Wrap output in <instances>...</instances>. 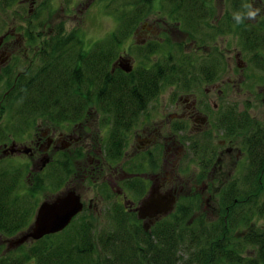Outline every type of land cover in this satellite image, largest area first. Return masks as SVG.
I'll use <instances>...</instances> for the list:
<instances>
[{
  "label": "trees",
  "instance_id": "trees-1",
  "mask_svg": "<svg viewBox=\"0 0 264 264\" xmlns=\"http://www.w3.org/2000/svg\"><path fill=\"white\" fill-rule=\"evenodd\" d=\"M13 1L4 2L8 7ZM104 5L109 15L118 18L119 27L95 44L67 35L62 23L46 24L45 19L40 33L34 20L26 29H16L24 33L36 64L19 70L20 56L14 55L0 69V129L9 135L6 139L13 138L17 145L35 143L39 124L65 131L99 115V131L94 127L99 135L93 141L114 157L121 142L128 140V128L142 121L143 110L151 113L148 105L160 99L164 88L185 93L201 86L189 76L198 67L188 70L167 63L184 55L182 41L173 40L176 30L187 35L186 46L191 43L207 49L204 54L196 48L197 57L187 56L188 61L204 62L207 82L226 75L229 63L222 55L227 52L248 70L264 74V0H108ZM143 26L150 29L145 46L136 44ZM225 39V48L210 49ZM122 55L134 59L135 69L114 74L112 62ZM138 65L142 69L136 70ZM138 71L144 72L143 78ZM95 95L108 99V109L88 115L92 105L87 101ZM250 107L238 111L236 104H227L213 117L223 137L228 133V138H238L239 133L244 138L242 169L224 187L223 197L217 194L220 211L211 218L203 214L194 220L195 203L184 212L181 205L150 231L140 224L138 213L112 202L115 205L105 217L109 221L100 228L98 219L84 209L63 231L9 249L6 241L33 225L45 201L41 192L51 186L62 194L68 182L77 183L79 176L67 153L56 161L45 155L37 161L22 159L27 157L23 154L0 158V264H264V121L252 119ZM108 125L114 128L106 133ZM197 141L198 150L216 156L211 133ZM213 155L200 159H205L203 168L217 163ZM146 190L145 183L138 186L139 196Z\"/></svg>",
  "mask_w": 264,
  "mask_h": 264
},
{
  "label": "flooded vegetation",
  "instance_id": "flooded-vegetation-1",
  "mask_svg": "<svg viewBox=\"0 0 264 264\" xmlns=\"http://www.w3.org/2000/svg\"><path fill=\"white\" fill-rule=\"evenodd\" d=\"M31 1L33 2V0ZM32 6L31 4V7ZM148 30L150 29H146V27L143 26L142 33L138 34L139 39L136 41V44L146 45L149 36ZM151 32H154V30H151ZM140 35L143 36V38H141ZM177 35L178 34L174 32V37L176 39H178ZM15 36L16 33H12L11 40L8 41H2L3 38L0 37V69H2L14 55L18 58L26 52V50L27 53H29L26 47V41L21 40V37L15 38ZM132 43H135V41L132 40ZM196 48L200 49L201 52L205 54L206 48L203 45L197 46ZM78 51L79 49L76 47L74 52L77 53ZM119 58L120 59L113 65L112 73H121V71L132 72L135 69V61L130 56L122 55ZM139 68L141 67L138 65L136 70ZM137 74L140 78L144 76V72L142 71H138ZM192 77H195L193 78L195 82L196 79H200L197 76ZM202 78L206 79L204 74H202ZM169 88L170 87L164 88L161 96L176 90L175 88H170L174 90L169 91ZM217 91L222 92L219 83L216 81L210 83L208 81L206 93L215 95ZM183 92L185 93L179 94L177 99H172L171 102H173V104L171 105L169 114L155 120L152 126L147 127V129H141V133H138L140 128L133 129L134 127H129L127 132H131L128 136V140L121 142L114 157L111 156L112 154L107 155L104 153L103 149L93 141V138L99 135L98 126L101 119L99 115L95 120L94 118L91 120L98 131L95 130L93 126L87 124L88 120L86 118L81 122V125L75 124L74 128L70 127L65 131L60 127L52 125H46L47 127H44L42 124H39L40 135L35 138V143L31 142L27 144H34L35 147L30 146V149V147H26L23 145L24 143H22L17 145V153H24L34 161H37L38 157L41 158L44 155L51 157V161H56L61 154H69L72 160V162H70L73 164L75 171H77L76 175L78 174L79 176V181H77L76 184L77 188L80 189L81 180L88 179L94 180V182L99 185L98 196L93 198L90 204L84 203L83 210L89 209V207L95 204L97 205L104 200L102 204L116 202L122 205L125 211L137 214V209L142 205L144 200L151 197L153 191H156V194L161 196L171 194L175 197V204L172 212L139 219L143 228L146 231H150L158 222L176 212L179 205H181V195L188 193V203H190V205L195 203V206L198 208L195 212L196 216H194V220H196L200 215H203L202 213L198 214L199 210L212 205L209 204V202L213 197L209 198V196H207L211 188L212 191H215L216 195L219 194L220 197H223L224 187L228 185L230 180H234L233 177L236 173V167L240 162L242 151L240 150L241 148H237L236 150L235 147H230L228 145V143L236 142L237 138H234L235 136L233 138H228V133H226L224 137L222 136L214 140V144L217 148L216 156L210 153V151L203 150V154L200 158L193 156V159H190L186 157L187 162L185 163L183 154L177 152L176 155H174L173 150L175 148L179 151L183 150L182 147H177L179 144L178 139L181 138L188 127L193 128L192 132L195 133L194 140L190 139L191 142L197 141V138L207 137L210 131L213 133L216 125L215 123L212 124V116L214 117L219 111V108L215 107L210 110L208 107V115L206 113V103L208 102L202 99L196 90H184ZM154 104L155 103H151L148 106L154 108ZM89 110L88 115H91L90 113L93 110ZM151 115L152 114L149 113V116ZM113 128L114 126L108 125V127H105L104 131L106 130L107 133V131H112ZM166 130L169 131V134L165 136ZM240 136L241 135L238 133V137ZM160 142L163 143L165 147V157L163 160L160 157L162 155V149L157 148L156 150ZM18 146L23 148H19ZM6 148V145L0 147V158L3 156L8 157L6 155L9 153L2 155V152ZM27 148L28 152L25 153ZM38 150L40 151L39 153ZM156 152H158V154H156ZM167 155H170L174 160L166 157ZM211 155L216 158L217 163L212 164L210 167L203 168L205 159H200L203 157L209 158ZM107 157L109 158L108 160ZM229 157L231 161H234L230 166L225 165ZM59 163L63 165L62 162ZM190 163L198 170V173H194L193 178L188 179L186 178V173H183L187 171L185 166H188ZM200 165L202 168H200ZM50 170L49 168L46 171ZM81 176H83V178ZM70 182L71 181L68 183ZM143 183L147 185V193L144 196H139L138 186ZM75 190L80 194L78 189ZM131 195L139 197L138 206H134ZM219 196L218 205H220L221 199ZM206 197L208 198L206 199ZM81 198L83 199L82 195Z\"/></svg>",
  "mask_w": 264,
  "mask_h": 264
},
{
  "label": "rangeland",
  "instance_id": "rangeland-1",
  "mask_svg": "<svg viewBox=\"0 0 264 264\" xmlns=\"http://www.w3.org/2000/svg\"><path fill=\"white\" fill-rule=\"evenodd\" d=\"M4 1L5 0H0V37L3 38L2 41L6 40L7 36L11 37L12 33H16L15 38L16 37L18 38L20 32H17L16 29L17 30H21L23 28L26 29L28 23L32 20H34V25L37 28L36 32L38 33H40L44 28V19H45L46 24L48 22H51L50 23L51 25L62 23V25L64 26V31H63L64 33H66L67 35L73 34L75 35V38H79V39L84 38L85 42L88 41V43H93V42L96 43L98 41L105 39L106 37L109 36V34L112 35L119 27V22L117 20L118 18L114 15H109L106 11L104 4H107L108 0H33V2L31 3L33 5L32 6L33 8L31 7L30 1L26 2V0H18L17 3L14 0L12 3H10L8 7ZM48 7H50V11L47 10ZM30 16H32L31 19H29ZM175 33L178 34L177 35L178 41L179 42L182 41L184 45V49H185L184 55L179 56L177 58L173 57L169 61H167V63L173 64V67L183 66L184 69H188V70H192L198 67V72L195 73V71H192L189 73V76L191 77L197 76L200 78L198 80V83H200L201 86L198 89H196V91L202 99L208 102L206 103L207 105L206 113L208 115H209V109L211 110L212 108L215 107L221 109L225 107L227 104H236L238 111L240 110L244 111L249 106H251L249 109V113L251 114L250 116L252 117V119L254 118L255 120L264 121V79H262V77L264 78V74L262 73L257 74V72H252L251 70H248L249 67H247L244 63L239 61H234L233 59H231L232 52L223 53L222 56L226 58L229 65L226 68V72H225L226 75L222 76L223 79L219 78L216 80V82L219 83V85L221 86L222 92L217 91V94L215 95L207 94L206 93L207 80L202 78V74H207V69H205L203 66L204 62L203 61L200 62L199 60H194L193 58L191 59V61H188L187 60L188 55L194 54L196 56V51H195L196 48L193 47L191 43H187L186 46V40L188 42V39H186L187 35H183L180 31L177 30L175 31ZM155 35H156L155 38L159 39L160 33H156ZM20 37L22 40L25 41L24 33H21ZM168 37L170 38L169 35ZM173 40H176V38L173 37ZM223 41H226V39L221 41V45H219L220 41L218 40V43H215L213 47L210 49L216 50V48H219L220 50H222L223 48H225L226 46L225 44L227 43ZM234 49L235 47H233L231 50L233 51ZM236 51L237 49L234 51V53ZM19 58H20V63L21 60L23 59L22 64L17 63V68L19 70H23L26 67L29 68L32 65L36 64L35 56L27 53V51L24 52ZM119 59L120 58H118L116 61H118ZM116 61H113L112 63H115ZM8 67H10V63L7 65L6 69H8ZM170 88H174V87H170ZM170 88L169 91L174 90ZM179 94L181 93L174 90L171 93L168 92L165 93L163 96H161L160 99L154 104L153 106L154 108H150L152 115L149 116V114L145 110H143L142 121L136 124L133 129L140 128L138 133H141L142 132L141 129H147V127L152 126V123L155 120L167 116L171 111V105L173 104V102H171L172 99H177L179 97L178 96ZM106 100L108 99L107 98L100 99L98 95H95L87 101V104L92 105V106H88V108L95 111L99 109H108L106 105ZM213 121L214 119L212 116V124ZM87 124L94 127V124L91 120H89ZM192 130L193 128L188 127L184 132V134L181 136V138L178 139L179 144L177 145V147L180 146L183 148V150L179 151L177 148L173 150L174 155H176L177 152L183 154V157H185V163L187 162L186 157L190 159H193V156L200 158L203 154L202 151L196 148V145H198L199 142L190 141V139L194 140L195 137V133H193ZM210 133L212 134L214 140H217L219 137H222V134L218 131L217 128H215L213 133L211 131ZM168 134L169 131L166 130L165 136ZM39 135H40V129L38 126H36L35 138ZM8 136L9 135H5L3 131L0 129V143L5 141L7 145V148L2 152L3 154L2 153L1 154L6 155L9 153L8 155H6L8 157L3 156L1 158L5 157V159H10L12 157H15L16 155H21V154L25 156L24 153L16 152L15 154L14 139L13 138L6 139ZM243 139L244 138L240 136L237 138L236 142L228 143V145L230 147H235L236 150L237 148L240 149L241 142L244 141ZM23 145L28 147L27 144H23ZM4 146L5 145H0V147H4ZM30 146L33 145H29V147ZM18 147L23 148L20 146ZM157 148L162 149V151L161 149L160 151L163 156L161 155L160 157L163 160V158L165 157L164 156L165 147L163 143L160 142V145L156 147V150ZM39 152L40 151L38 150V153ZM156 154H158V152H156ZM166 157H169L170 159L174 160V158L170 157V155H167ZM242 157H244L243 154ZM242 157H241V161L236 167L235 175L239 174L242 169L240 167V163L243 161ZM22 159H30V157L29 156L23 157ZM233 163L234 161H231L229 157V159L226 160L225 165L230 166ZM185 167L187 168V171L184 172L183 174L186 173L187 175L186 178L188 179L193 178L194 173L196 174L198 173V170L195 169L191 163ZM81 177L83 178V176ZM74 181L75 180H72L68 184L66 189L67 191L69 190L75 191V189H78L79 193L83 197V199L81 198L83 203L90 204L93 198L98 196L97 193H98L99 185L95 183L94 180L92 179L81 180L80 189L77 188L76 185L77 183H75ZM69 188H74V189H69ZM41 195H42L41 198H43V200L44 199L54 200L57 196L61 195V193H57L55 191V188L50 186L49 190L41 192ZM187 196L188 193H184L181 195L182 199L180 201H181V205L184 207V209L182 210L183 212L190 207V203H188L189 198H187ZM207 196H209V198L213 197L210 199L209 202V204L212 205L204 207L203 209L199 210L198 214L202 213L205 216H208V218H211L214 215H216L218 211H220L221 205H218L219 202L218 196L216 195L214 190L212 191V188L208 192ZM207 198L208 197H206V199ZM131 200L132 202H134V206H138L139 197L131 195ZM103 202L104 200L99 204L97 205L95 204L92 207H89L88 210L84 211L85 214L94 215L98 219L99 228L103 222L107 223L109 221V220L107 221L105 217L109 213V211L113 209V206L115 205L113 203L102 204ZM194 216H196V214H194L192 217ZM6 242H7L6 245H8V241Z\"/></svg>",
  "mask_w": 264,
  "mask_h": 264
},
{
  "label": "water",
  "instance_id": "water-1",
  "mask_svg": "<svg viewBox=\"0 0 264 264\" xmlns=\"http://www.w3.org/2000/svg\"><path fill=\"white\" fill-rule=\"evenodd\" d=\"M14 150L18 152L17 144ZM28 152V148L25 153ZM175 197L171 194L161 196L153 191L151 197L144 200L137 209L138 217L145 219L156 215L168 214L173 211ZM84 204L76 191H67L57 196L54 200H45L41 203L30 229L21 236L8 243L9 249H14L28 241L39 240L44 236L63 231L72 220L83 211Z\"/></svg>",
  "mask_w": 264,
  "mask_h": 264
}]
</instances>
